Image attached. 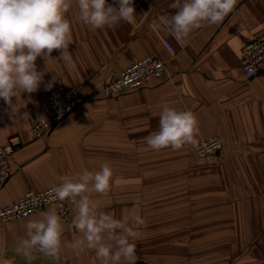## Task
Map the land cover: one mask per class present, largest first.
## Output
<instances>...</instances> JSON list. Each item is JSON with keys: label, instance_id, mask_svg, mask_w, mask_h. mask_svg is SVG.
Listing matches in <instances>:
<instances>
[{"label": "crops", "instance_id": "obj_1", "mask_svg": "<svg viewBox=\"0 0 264 264\" xmlns=\"http://www.w3.org/2000/svg\"><path fill=\"white\" fill-rule=\"evenodd\" d=\"M174 2L134 0V24L121 21L104 29L84 24L73 4L66 16L75 67L59 60L46 64L41 57L36 65L45 72V82L55 76L53 87L75 86L87 99L42 136L35 123L51 115V90L41 84L37 92L18 93L13 113L0 99V143L12 135L22 141L12 160V176L0 185V208L30 189H47L108 163L113 180L118 177L121 183L112 184L107 194H87L116 219H143L133 241L136 264H240L236 259L241 255L259 257L244 247L264 241V69L251 77L242 67L244 45L264 32V0H236L221 22L205 23L182 41L159 21L175 14L177 9L170 7ZM148 54L166 61L163 77L127 93H100ZM51 55L55 59L60 52ZM164 107L196 116V145L149 148L145 138L159 130ZM214 135L223 140V150L200 156L198 144ZM43 211L0 222V254L12 264H99L94 251L77 254L64 246L80 235L72 219L62 221L57 257L18 253L25 225L40 219Z\"/></svg>", "mask_w": 264, "mask_h": 264}, {"label": "clouds", "instance_id": "obj_2", "mask_svg": "<svg viewBox=\"0 0 264 264\" xmlns=\"http://www.w3.org/2000/svg\"><path fill=\"white\" fill-rule=\"evenodd\" d=\"M79 19L93 29L114 28L121 21L136 22L134 0H0V99L15 111L13 98L18 93L37 92L44 84L51 90L56 77L44 81V71H38V57L62 61L74 68L73 54L69 51L72 41L71 23L66 14L73 7ZM236 4V0H175L170 5L177 9L170 18H159L177 41L186 39L194 29L203 24L222 21ZM59 50L58 58L52 52ZM28 118V114H23ZM199 134L198 121L191 111H177L164 107L160 114L159 130L146 137L153 150L171 148L179 150L185 145H196ZM120 178L113 180L108 163L99 171L84 170L75 177H65L50 190L52 201H69L74 208L72 226L80 234L64 246L77 254L87 250L95 252L99 264H136L137 249L133 242L138 238V229L144 224L139 215L116 219L102 211L98 203L87 194L90 190L107 194L112 184L119 185ZM91 185V188L89 187ZM40 219L30 220L25 225V235L17 242V252L31 256L34 252L57 257L62 246V218L55 208L40 213ZM0 264L12 261L0 254Z\"/></svg>", "mask_w": 264, "mask_h": 264}, {"label": "built area", "instance_id": "obj_3", "mask_svg": "<svg viewBox=\"0 0 264 264\" xmlns=\"http://www.w3.org/2000/svg\"><path fill=\"white\" fill-rule=\"evenodd\" d=\"M172 52L176 49L167 40ZM242 67L247 76H254L264 69V32L253 37L242 50ZM167 71V63L155 54H148L133 62L117 77L108 81L100 93L115 95L127 93L143 87L155 78H161ZM87 97L75 86L60 84L51 89L49 107L51 115L40 117L35 123L38 136L51 132L61 121L72 114ZM22 141L19 135H12L6 143H0V185L5 184L12 176V160ZM224 147L219 136L202 139L197 146L200 156L207 157L219 154ZM62 183V182H60ZM60 183L47 189H30L18 201L0 208V222L20 219L43 211L48 207L55 208L62 221L68 222L74 215V208L69 201H52L50 190Z\"/></svg>", "mask_w": 264, "mask_h": 264}, {"label": "rangeland", "instance_id": "obj_4", "mask_svg": "<svg viewBox=\"0 0 264 264\" xmlns=\"http://www.w3.org/2000/svg\"><path fill=\"white\" fill-rule=\"evenodd\" d=\"M244 249L254 251V253H257L259 255V257H243L241 255L239 259H236L240 264H264V241L249 243L246 247L243 248V250ZM241 260L243 263H241Z\"/></svg>", "mask_w": 264, "mask_h": 264}]
</instances>
